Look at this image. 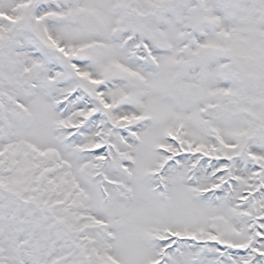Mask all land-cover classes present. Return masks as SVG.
<instances>
[{"label": "snow or ice", "instance_id": "6c2138e0", "mask_svg": "<svg viewBox=\"0 0 264 264\" xmlns=\"http://www.w3.org/2000/svg\"><path fill=\"white\" fill-rule=\"evenodd\" d=\"M0 264H264V0H0Z\"/></svg>", "mask_w": 264, "mask_h": 264}]
</instances>
